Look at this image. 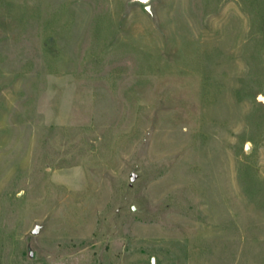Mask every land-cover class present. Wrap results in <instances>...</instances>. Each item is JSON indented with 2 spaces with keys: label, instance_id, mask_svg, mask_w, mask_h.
I'll return each instance as SVG.
<instances>
[{
  "label": "rangeland",
  "instance_id": "1",
  "mask_svg": "<svg viewBox=\"0 0 264 264\" xmlns=\"http://www.w3.org/2000/svg\"><path fill=\"white\" fill-rule=\"evenodd\" d=\"M0 0V264H264V0Z\"/></svg>",
  "mask_w": 264,
  "mask_h": 264
},
{
  "label": "water",
  "instance_id": "2",
  "mask_svg": "<svg viewBox=\"0 0 264 264\" xmlns=\"http://www.w3.org/2000/svg\"><path fill=\"white\" fill-rule=\"evenodd\" d=\"M137 1H139L142 4H144L146 10L150 9V4H149L150 0H137Z\"/></svg>",
  "mask_w": 264,
  "mask_h": 264
}]
</instances>
